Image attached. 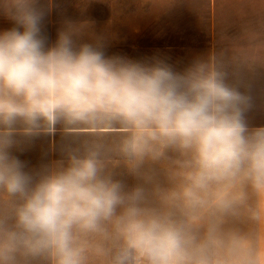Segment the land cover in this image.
Here are the masks:
<instances>
[{
	"label": "clouds",
	"instance_id": "1",
	"mask_svg": "<svg viewBox=\"0 0 264 264\" xmlns=\"http://www.w3.org/2000/svg\"><path fill=\"white\" fill-rule=\"evenodd\" d=\"M0 12V264H264V127L221 56L183 71L108 56L71 23L48 46L41 0ZM58 124L83 139L27 171L17 131Z\"/></svg>",
	"mask_w": 264,
	"mask_h": 264
},
{
	"label": "rangeland",
	"instance_id": "2",
	"mask_svg": "<svg viewBox=\"0 0 264 264\" xmlns=\"http://www.w3.org/2000/svg\"><path fill=\"white\" fill-rule=\"evenodd\" d=\"M41 4L61 9L62 14L54 17L64 28L69 23L85 25L87 35L83 38L101 37L105 54H136L142 56L143 62H151L150 56L154 54L167 55L164 43L178 42L175 37L181 30L177 26L200 29L202 27L198 26L210 23L252 22L257 16L238 15L237 7L250 12L252 9L247 7L262 6V0H41ZM135 25L140 26L141 35L137 40L128 41L127 36L131 38L129 32ZM230 42L224 41L215 48L217 56L223 58L227 83L249 98L247 124H264L263 48H236ZM172 48V52L188 55V65L209 56L207 47L195 48L201 49L200 53H192L189 47ZM180 66L174 64L173 68L178 70Z\"/></svg>",
	"mask_w": 264,
	"mask_h": 264
},
{
	"label": "crops",
	"instance_id": "3",
	"mask_svg": "<svg viewBox=\"0 0 264 264\" xmlns=\"http://www.w3.org/2000/svg\"><path fill=\"white\" fill-rule=\"evenodd\" d=\"M44 8L46 9V16L43 22V32L47 37L48 46H51L55 43L59 31L64 29L62 22L54 17L58 14H62V12L60 11L61 9L54 8L53 6H44ZM247 8H251L252 10L249 12V10H241L244 9L242 7H237L239 10L235 13L238 15H256L257 18L252 20V22L233 23L230 25L210 23L207 26H198L202 27L200 29H193L191 26L187 25L177 26L179 30H181V34H177L175 37L178 42L164 43L167 55L159 56L154 54L150 56V61L162 60L172 67L174 64H181L180 69L177 71H183L190 66L188 65L189 58H186L188 55L179 54L176 50L172 52V47H189L191 48L192 53L195 51L200 53L202 48L207 47L209 48V54L212 53L217 56V50L215 48L221 46L224 41H231V46H235L236 48L261 47L263 48L264 53V0H262V6ZM13 26L14 23L9 20L3 12H0V31L10 29ZM196 31H198V33ZM129 35L131 38L127 36L128 41H133L132 38L137 40V37L141 35L140 26L135 25L129 32ZM84 39L87 40L88 38ZM164 39L168 40L167 38ZM134 48L136 49V45ZM195 48L201 49L196 50ZM176 52L177 54H175ZM106 55L111 56L109 54ZM119 56L143 62L141 55L122 53ZM248 126L250 129H253L264 127V124H253ZM82 139L83 138L67 132L62 124L57 125L56 132L53 135L27 137L17 131L15 135V143L11 152L14 156L19 157L20 160L26 163L27 171L39 173L44 169L54 167L59 162L65 160L67 150L70 147L78 146ZM166 163L167 162L162 161L155 167L158 170L162 169ZM112 165L115 167L117 176L124 178L129 186L135 183L134 178L127 174L123 164L119 163L115 157L112 160Z\"/></svg>",
	"mask_w": 264,
	"mask_h": 264
}]
</instances>
